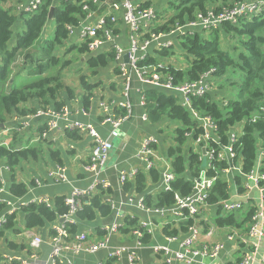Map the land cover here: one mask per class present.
Here are the masks:
<instances>
[{
	"label": "trees",
	"instance_id": "trees-1",
	"mask_svg": "<svg viewBox=\"0 0 264 264\" xmlns=\"http://www.w3.org/2000/svg\"><path fill=\"white\" fill-rule=\"evenodd\" d=\"M10 1L0 0V132L10 129L8 134L10 142L3 144V139H0V164L4 162L9 175L5 178L0 170V179L6 180L7 188L13 195L25 196L28 192V180L32 179L34 182V178H30L29 163L48 158L56 164H62L61 150L55 148L52 139L42 138V132L47 127L46 123H40L33 131L30 126L24 129L21 123L14 126L11 123L16 117L36 114L39 109L54 107L60 111L68 101L75 98V93L69 86L61 83L54 85L56 77L52 75L37 77L32 81H27L23 77L21 81H18V77L33 74L36 69L30 65L27 74L20 71L14 75V64L20 53L27 50L24 54L26 60H34L35 51L41 49L45 51V54L52 53L55 46L63 48L65 44L71 43L72 48L78 49L84 55V64L90 72L82 74L79 79L84 90L81 100L85 108L91 105V98L101 87L104 76L112 71L114 76L120 77V69L118 66L111 67V64L115 62L113 50L102 49L91 52L86 43L81 46L75 45L78 39H74L71 34L70 28L78 27L86 18L87 12L83 9V5L88 3L91 9H96L97 3L91 0H44L34 12L22 11L14 14L12 8L7 7ZM22 1L24 0H19V2ZM137 1L145 6L153 4L151 0ZM237 1L253 0L171 1L169 5L172 12H160L157 8L158 19L153 31H167L177 21L186 22L194 19L198 12L206 13L212 10L219 13ZM51 9H53L52 19H50ZM51 20L55 22L54 37L52 40H45L43 35ZM19 25L22 28L17 31ZM13 39H15L14 43ZM222 43L226 50L222 49ZM176 46L184 51L182 56L185 66L176 67L167 62L165 64L167 69H161L164 74L174 75L176 81H195L204 72L215 68V78H224L222 86L228 84L225 87L229 90L224 96L228 100L227 104L222 98H218L223 91L214 89L205 97H193L192 106L201 115L211 116L217 122L218 135L224 144L229 142L231 129L238 123H242L241 134L234 146L237 153L235 163L241 161L242 172L232 175L237 191L242 194L245 190L243 174L255 167L259 145L264 147V11L260 14L241 17L237 23L223 22L221 27L208 33L203 31L178 36L174 47ZM170 50L172 49L157 50L156 55L149 54L148 58L140 64L158 63L161 56L169 57L173 54ZM58 61L52 63L59 64L60 60ZM70 64V61L64 62V66ZM45 69V66L40 64L34 73L41 75ZM116 85V81H111L108 86L110 90H115ZM143 90L146 98L145 108L152 123L163 124L164 128L168 126V122L173 121H179L182 125L175 129L174 136H164L165 142L170 144L164 152L169 157L176 174L173 190L149 192L150 185L157 186L160 181L159 168H153L150 171L140 170L133 181L125 184L126 191L145 196L147 205L161 207L174 203L175 192L183 195L190 194L195 179L201 171L205 170L202 165L203 160L199 159L200 148H192L189 144L190 140L185 136L187 131H194V134L198 135L201 129L197 121L192 118L190 111L181 105V99L177 93L150 85L145 86ZM118 112L125 113L123 110ZM164 128L161 129L162 132ZM66 134L73 140L79 138L76 131H66ZM211 163L206 170L209 177L217 176L208 199L211 210L216 212L214 223L219 227H233L247 231L256 211L255 206L247 205L245 208L223 215V208L218 205V202L221 199L230 198V183L224 173V169L229 165L225 160H213ZM262 169L264 170V160ZM108 193H111V190L99 189L88 200H84L83 208L76 215L78 221L67 225L71 233L79 231L80 221L92 222L100 217L107 218L112 215L113 211L105 200ZM53 198L55 202L52 208L31 203L19 213H10L7 224L0 230V240L3 238L8 240L6 233H20L18 228L20 221L24 223L27 230L36 229L47 238L50 235L49 225L68 212L65 196ZM6 210L7 206L0 204V215ZM193 222V219H186L170 223L163 227V231L166 236L176 237L187 233ZM137 223V217L129 216L121 231L128 233L136 227ZM97 230L101 234L100 229ZM150 238L151 235L146 234L142 240L146 244ZM9 246L18 249L27 247V244L18 245L11 241ZM113 262L114 260H110L107 264H113Z\"/></svg>",
	"mask_w": 264,
	"mask_h": 264
},
{
	"label": "built area",
	"instance_id": "built-area-1",
	"mask_svg": "<svg viewBox=\"0 0 264 264\" xmlns=\"http://www.w3.org/2000/svg\"><path fill=\"white\" fill-rule=\"evenodd\" d=\"M43 1L32 0L29 4L19 2L15 5V8L18 12H34ZM91 1L98 4L97 8L91 9L89 4L86 3L85 11L87 15L85 21L78 27H71V34L74 35L75 30L79 29L80 39H83L91 52H98L107 47L111 48L120 69V76L124 80L122 99L112 98L106 100L102 98L98 102L102 111L101 124L111 126L112 132L116 133L120 126L134 115V104L131 100L133 92H138L141 95L139 102L145 103L143 86L150 85L169 90L180 96L181 105L190 111L191 116L197 121L198 127L201 129L198 135H195L194 131L185 133L190 141L194 140L199 146L200 161L203 160V155L207 157L209 164H212L211 161L213 160L228 161L229 166L224 169V173L228 178L230 175H234L232 173L234 171L241 173V167H237L235 163L237 153L234 146L239 138L237 129L233 127L229 133V142L222 143L218 135L217 122L211 116L201 115L192 106L193 97H205L212 90L214 82L218 80L215 78L216 69H209L195 81H176L174 75L164 74L161 71L163 68L167 69L166 63L158 62L141 65L140 62L148 58L149 54H152L151 49L159 51L172 49L178 36L216 30L221 27L223 22L237 23L241 17L260 14L264 11V0L237 1L230 7H225L219 13L212 10L206 13L198 12L194 19L186 22L177 21L174 26L169 27V30L161 32L153 31L154 24L158 19L157 9L153 5L145 6L137 0ZM121 20L128 28L127 45H123L118 41ZM125 55L128 56V61H125ZM135 77L141 83V88L135 89L133 84ZM94 96L91 98L92 102ZM75 101L79 102L80 100L76 98ZM88 110H75V112L77 114L80 112L88 114ZM118 110H123L125 113H119ZM71 113L70 105H65L60 111H57L54 107H48V109H39L36 114H28L20 118L26 121L25 125L27 126L23 127L24 129L29 127L30 121L37 118H46L47 127L42 132V138H50L53 141H57L56 135L58 133L56 132L61 129L64 132L75 130L76 133L90 136L92 150L88 162L83 165L90 184L86 187L74 186L71 192L65 195L68 212L60 217L63 221L59 219L49 225L48 232L50 235L47 238L37 230L36 232H33L34 229L26 231V236L29 238V248L25 251L22 248L20 252L19 250H3L0 253V264H65V260L69 264H76L68 255L95 254L104 249L110 250L109 255L113 259H120L123 255H126L129 264H141V256L137 249L146 246L142 239L146 234L153 235L156 223L151 219H138L136 227L128 233H124L132 237L135 242L134 246L123 245L122 247L111 248L109 245L110 240L115 235L122 234L121 229L126 225V218L129 216L134 218V216L121 210L123 203L118 202L117 198L109 193L106 195L105 200L113 211L114 220L103 226L104 235L99 240L95 241L89 231L71 233L68 229V224L77 222L76 215L83 208L86 197L90 198L99 189L111 190L112 188V183L103 178L102 174L109 163L113 144L107 138H103L92 124L71 119ZM142 118L146 121L149 120L147 112L142 114ZM61 120L65 123L63 128L59 124ZM9 131L10 129H6L0 132V135ZM7 143L3 140V144ZM159 145V138L153 136L146 137L143 140L135 155L143 167L134 168L130 172L121 171L119 183L122 186L134 179L140 170L150 171L153 168L160 169L163 166L160 169V181L155 187L158 191L173 190L176 174L171 161H166L164 156L158 153L160 150ZM69 147L74 148L72 145H69ZM263 160L264 147L259 145L255 167L250 172L243 174L244 192L240 194L236 190L238 197H247L246 201L234 200L230 197L221 199L218 202V205L227 212L240 210L245 208L247 204L254 205L256 208L247 231L244 232L233 227H229L228 230V239L235 241L241 251L238 264H264V247H262L264 243V194L260 195L261 202L259 201L260 203L256 204L252 201L254 198L250 197L254 189L264 193ZM66 170L63 164L52 166L47 173L49 181L55 184L67 183ZM216 179L217 176L209 177L207 170L201 171L195 179L190 194L183 195L175 192L174 203L161 207L147 205L144 196L136 194L129 196V205L134 206L137 201V207L150 216L158 217L162 227L186 219L194 220L181 241L179 249H173L167 245L154 246V250L161 256L163 264H210L219 260L225 245L220 241H212L213 236L219 233L220 227L208 217V210L211 209L208 199ZM35 183L37 186L43 185V181L38 178L35 179ZM33 191L34 188H31L28 189L27 193ZM54 202L53 196L49 194L40 195L32 200L25 199L24 196H15L9 192L5 180L0 179V204L6 205L7 209H11L15 213L21 212L25 206L31 203L52 208ZM128 204L125 206L129 207ZM9 215L11 214L7 212L0 215V230L7 224ZM166 238L170 241L176 240V237L172 236H166ZM44 249H47L46 256H43L42 253Z\"/></svg>",
	"mask_w": 264,
	"mask_h": 264
},
{
	"label": "crops",
	"instance_id": "crops-1",
	"mask_svg": "<svg viewBox=\"0 0 264 264\" xmlns=\"http://www.w3.org/2000/svg\"><path fill=\"white\" fill-rule=\"evenodd\" d=\"M32 0H24L22 2L29 4ZM156 9L157 7L152 4ZM16 14L19 13L17 10H15ZM21 25L18 26L17 31L21 29ZM119 31L120 35L118 37V41L122 43L123 45L128 44V28L126 27L123 20L120 21L119 24ZM74 39H80L79 37V29L75 30L74 33ZM105 49H109L108 47ZM111 49V48H110ZM112 50V49H111ZM156 55V53H152ZM167 57V61H168ZM118 66V63L113 62L111 64V67ZM105 85L103 87H100L101 90L95 91V96L93 99V102H91V108L90 105L88 108L84 107V104H82L81 108H75L72 109V115L70 116L73 120H80L86 124H92L97 131L101 134L103 138L109 139L110 137L114 136V138H120L119 143L117 146H113V149L116 150V157L110 156L109 163L107 165L106 170L103 172L102 176L103 178L109 180L112 183L111 188V195L117 198L118 202H122L123 206L121 210L125 211L126 214L132 215L134 217H137L138 219H151L156 223V227L154 230L153 235H151V238L146 243L145 247H141L137 249L139 255L141 256V264H163V260L159 254H157L154 250V246L159 245H167L170 248L173 249H179L181 246V241L184 239V236L186 233L179 234L176 236V240L170 241L166 238V235L163 231L162 225L159 223L160 220L156 216H150L147 213H145L143 210L137 207V201L134 206H131L128 204V198L132 194H136L132 191H126L125 186H122L119 183V174L121 171L126 170L128 172L132 171L134 168H141L142 163L136 159V152L140 148L143 140L146 137H156L160 140L159 149L160 151H164L166 148L165 146V139H164V132L161 131V129L164 128V125L162 124H154L150 120L146 121L142 118V114L146 111V108L143 107L140 100V96L138 92H133V96L131 97V100L134 104V115L131 117V119H128L125 121L120 128L116 131V133H113L111 126L103 125L101 124V118H102V111L99 108L98 102L100 99L104 98L106 100L115 98V99H122L123 98V89H124V80L120 76H114L112 74V71L109 74H106L104 76ZM116 81V89L110 90L109 89V82ZM119 81H122V83H119ZM135 89L141 88L142 85L139 82V80L135 77L133 81ZM145 86H143L142 89H144ZM213 90V88H212ZM211 90V91H212ZM144 91V90H143ZM210 91V92H211ZM214 91V90H213ZM81 92L78 93L80 95ZM77 94V93H76ZM75 94V96H76ZM219 98V97H218ZM74 98L73 100H75ZM72 100V101H73ZM79 100L82 102V100L79 98ZM71 101H68L67 105H70ZM82 109H89L88 114H84L82 112L76 113L75 110H82ZM46 118H37L29 122V126L32 128V131L35 130L40 123L44 124L46 122ZM18 122H13L11 125H15ZM24 123L22 122L21 125ZM61 128L64 127V121H60ZM58 133L56 135L57 141H54L55 148H58L61 150V158H62V164L66 167V172L68 175V182L67 183H61V184H55L49 181L47 173L48 170L55 166L56 163L46 158L44 160L41 159L39 161H34L30 165V178H34V182L32 179L28 180L27 185L28 189L34 188V191L32 193H27L26 196H24L25 199L32 200L40 195L43 194H49L53 197L55 196H65L68 195L72 188L74 186L77 187H86L90 184V180L87 177V174L85 173L83 169V165L88 162L91 150H92V139L90 136L85 134H79L78 139H71L67 137L66 132H64L63 129L60 131H57ZM115 134V135H114ZM61 139L65 140L66 145L61 143ZM68 147L66 148V146ZM69 145H72L74 148H70ZM6 165H4V162H1L0 164V170L2 171L4 177H8L9 172H6L5 169ZM233 173V172H232ZM40 179L43 181L42 186H37L35 183V179ZM230 180H232V175L229 176ZM133 181V179H131ZM130 180V181H131ZM6 181V180H5ZM156 185V184H155ZM155 185H150L149 192L150 193H156L158 191L157 187ZM122 186V187H121ZM237 189V188H236ZM138 195V194H136ZM260 195L259 192V201H260ZM143 196V195H142ZM145 197V196H144ZM250 197L252 195L250 194ZM264 200V197H263ZM255 204L260 203L256 202L255 199L252 200ZM128 204L129 207H126L125 205ZM249 205V204H247ZM246 205V206H247ZM212 209V208H211ZM210 209V212L213 214V211ZM114 220V216L111 215L110 217L103 218L100 217L92 222L90 221H80V229L79 231H89L91 234V237L94 238L95 241L99 240L101 236H103V226L110 224ZM78 221V220H77ZM100 229L101 234H99V231L97 229ZM229 227H220L219 233L215 236H213L212 241H220L222 242L225 247L220 255L219 260L210 263V264H238L241 257V251L239 250V246L235 243V241L228 239V233H229ZM103 232V233H102ZM203 241V240H202ZM18 245L22 243L16 242ZM28 246L23 248L24 251L29 248L28 242L24 243ZM135 244L134 240H132V237H130L127 234H119L115 235L110 240V247L111 248H117L124 246L133 247ZM12 249V248H11ZM20 249L22 248H16L13 251L20 252ZM47 249L43 250V256H46ZM110 250L104 249L101 250L95 254H88V255H68L70 256L74 263L76 264H107L108 261L114 260L113 264H129L128 258L126 255H123L120 259H113L109 255ZM210 262V261H209ZM65 264H69L68 261H64Z\"/></svg>",
	"mask_w": 264,
	"mask_h": 264
},
{
	"label": "rangeland",
	"instance_id": "rangeland-1",
	"mask_svg": "<svg viewBox=\"0 0 264 264\" xmlns=\"http://www.w3.org/2000/svg\"><path fill=\"white\" fill-rule=\"evenodd\" d=\"M152 3L158 8L160 9V12H164V11H168V12H172L170 9V5L169 2L174 1V0H151ZM19 3V0H11L9 3H7V7L8 8H12V12L14 14H16L15 10V5ZM159 6H161V8H159ZM156 23V22H155ZM46 32L43 35V39L45 40H52L54 37V33H55V22H53L52 20L47 24L46 27ZM209 32V31H208ZM206 32V33H208ZM15 42V39H13V43ZM85 42L83 41V39H78L75 41V45L77 46H81L83 45ZM45 45H47V43H45ZM71 43H68L67 45L65 44V46L63 48L59 47V46H55V48L53 49V51H51L52 53L47 52V54H45V51H35L34 52V60H30L24 57V54L27 53V50L22 51L19 55V57L17 58L15 64H14V75H16L17 73H23V74H27L28 73V68L31 65L32 67H36L43 64L45 66V70L43 71V74H37L35 75V71L33 72V74L30 75H21L20 77H18V81H21V79L23 77H25V79L27 81H32L35 80L37 77H42V76H55L56 80L54 82V85H58L59 83L65 85V86H69L74 90V93L76 94L75 98H82V91L83 88L80 85V76L82 74H89V69L88 67L84 64V60L83 57L84 55L76 48H72ZM44 46V45H43ZM222 49L226 50L225 45L222 43L221 44ZM171 52H173V54H171L168 58L167 61V57L165 56H161L159 61L164 62V63H172L173 65H175L176 67H181V66H185L184 65V59H183V49L179 48V47H174L172 48V50H170ZM52 59V61H51ZM58 59L60 60L59 64H53L52 62H59ZM65 61H70L71 64L68 66H64V62ZM22 69V70H21ZM60 77V80H59ZM91 77V76H90ZM224 81V78H220L218 79L215 84H213V90H217L219 92H222V95L220 94L219 99L222 98L224 100V102L226 103L228 100H226L224 98V96H226V93L228 92L229 88H226L225 86L227 85H223L222 83ZM105 85V81H103L101 87H103ZM101 90V88L98 89V91ZM97 91V92H98ZM80 93V95H78V93ZM231 93V92H230ZM80 96V97H79ZM230 98V95H229ZM81 101H71L70 103V107L72 109L75 108H81L82 107ZM168 126L166 128H164V136L165 137H172L175 134V129L177 127L182 126L181 123L179 121H173V122H168L167 123ZM27 125H24L23 127H25ZM235 128L238 131V136H240L241 134V129H242V123H238L237 125H235ZM10 132H3L0 135V139H3L5 141H7L8 143L10 142V136L8 135ZM61 143L66 145L65 140L61 139ZM190 146H192V148L194 149H199V146L195 143L194 140H191L189 142ZM165 148L168 149L170 144L169 142H165ZM68 147V145L66 146V148ZM158 153L162 154L165 158L166 161H169V157L167 156L166 152L158 151ZM116 157V150L112 149L110 151V156ZM209 162L208 159L205 155H203V168L206 170L207 166H208ZM241 166V161L239 160L237 162V167ZM163 166L160 167V169H162ZM27 170V169H26ZM25 170V171H26ZM235 175L240 174L238 171H234L233 172ZM229 187H230V197L234 200H242V201H246L247 197H238L237 193H236V186L233 180L229 179ZM252 197L255 199L256 202H259V192L254 189L251 193ZM208 217L212 222H216V212L214 211L213 214L210 212V209L208 210ZM223 215L228 214L227 211L222 212ZM242 215H244V212H242ZM19 225V229H20V233H6V236L8 237V240H6L5 238L0 240V253L3 250H14L13 248L11 249V247L9 246V242H18V243H26L29 241V238H27L26 236V231L27 228L25 227L24 223L22 221H20L18 223ZM31 230V229H29ZM33 232H36V229L33 230ZM262 247H264V243L262 245Z\"/></svg>",
	"mask_w": 264,
	"mask_h": 264
},
{
	"label": "water",
	"instance_id": "water-1",
	"mask_svg": "<svg viewBox=\"0 0 264 264\" xmlns=\"http://www.w3.org/2000/svg\"><path fill=\"white\" fill-rule=\"evenodd\" d=\"M52 13H53V9H51V12H50V19H52ZM124 59L125 61H128V56L125 55L124 56ZM115 135V134H114ZM119 139L120 138H114V136L110 137L108 140L113 144V146H117V144L119 143ZM89 198L86 197L85 200H88ZM60 221H63V219H60Z\"/></svg>",
	"mask_w": 264,
	"mask_h": 264
},
{
	"label": "bare ground",
	"instance_id": "bare-ground-1",
	"mask_svg": "<svg viewBox=\"0 0 264 264\" xmlns=\"http://www.w3.org/2000/svg\"><path fill=\"white\" fill-rule=\"evenodd\" d=\"M83 9L86 10L85 5H83ZM84 21H85V19L82 20V22H84ZM82 22H81V23H82ZM142 105L145 106V103L142 104ZM13 121H14V122H18V123H22V122H23V123H24L23 125L26 124V121H24L23 119L18 118V117H16L15 119H13ZM72 131H75V130H72ZM262 194H264V193H261V195H262ZM6 212L9 213V214H10V213H11V214H12V213H15V212L11 211V209H7ZM17 227H18V226H17ZM27 231H29V230H27Z\"/></svg>",
	"mask_w": 264,
	"mask_h": 264
},
{
	"label": "flooded vegetation",
	"instance_id": "flooded-vegetation-1",
	"mask_svg": "<svg viewBox=\"0 0 264 264\" xmlns=\"http://www.w3.org/2000/svg\"><path fill=\"white\" fill-rule=\"evenodd\" d=\"M175 42H176V41H175ZM156 51H157V50H155V49H151V50H150L151 53H155ZM159 62H160V61H159ZM144 88H145V87H144ZM190 114H191V113H190ZM192 118H193V117H192Z\"/></svg>",
	"mask_w": 264,
	"mask_h": 264
}]
</instances>
